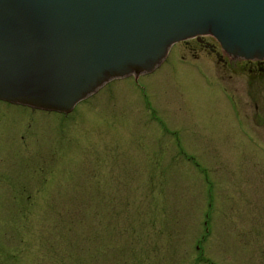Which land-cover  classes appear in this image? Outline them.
Returning a JSON list of instances; mask_svg holds the SVG:
<instances>
[{
	"label": "rangeland",
	"instance_id": "374dc122",
	"mask_svg": "<svg viewBox=\"0 0 264 264\" xmlns=\"http://www.w3.org/2000/svg\"><path fill=\"white\" fill-rule=\"evenodd\" d=\"M192 41L66 115L0 101V264H264V79Z\"/></svg>",
	"mask_w": 264,
	"mask_h": 264
},
{
	"label": "water",
	"instance_id": "95a60500",
	"mask_svg": "<svg viewBox=\"0 0 264 264\" xmlns=\"http://www.w3.org/2000/svg\"><path fill=\"white\" fill-rule=\"evenodd\" d=\"M201 34L264 58V0H0V99L67 113Z\"/></svg>",
	"mask_w": 264,
	"mask_h": 264
},
{
	"label": "flooded vegetation",
	"instance_id": "af4514ba",
	"mask_svg": "<svg viewBox=\"0 0 264 264\" xmlns=\"http://www.w3.org/2000/svg\"><path fill=\"white\" fill-rule=\"evenodd\" d=\"M207 38H210V37L204 36L200 40L192 39L193 41L192 40L191 41L193 44H195V46L192 45L191 47H189V49L191 51H195V47L198 46L199 48H197V50L202 49V50H205V52L208 54H213L217 58V61H219L225 67L232 68L233 70H236V69H239L240 71L246 70L248 75L251 74L249 75L250 79H255V78L259 80L264 79V60H242V59L230 58L224 52L221 51L218 44H216L213 40L211 42V45H208L209 42ZM189 43L190 41L186 42L185 44L188 45ZM223 91L226 92V90H223ZM224 92L222 93V96L220 97L226 98V101L230 103L232 110L236 112L237 109L233 106V104L237 101H235V98L230 93H227L229 97L225 96ZM255 110H258V104L255 105Z\"/></svg>",
	"mask_w": 264,
	"mask_h": 264
},
{
	"label": "trees",
	"instance_id": "16d2710c",
	"mask_svg": "<svg viewBox=\"0 0 264 264\" xmlns=\"http://www.w3.org/2000/svg\"><path fill=\"white\" fill-rule=\"evenodd\" d=\"M138 260V264H143V261L141 260V259H137ZM76 262H78V261H76ZM66 262L64 261V264H65Z\"/></svg>",
	"mask_w": 264,
	"mask_h": 264
}]
</instances>
